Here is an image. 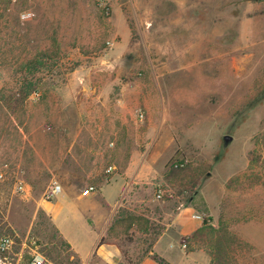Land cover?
Instances as JSON below:
<instances>
[{
	"label": "rangeland",
	"instance_id": "rangeland-1",
	"mask_svg": "<svg viewBox=\"0 0 264 264\" xmlns=\"http://www.w3.org/2000/svg\"><path fill=\"white\" fill-rule=\"evenodd\" d=\"M24 11L33 15L22 22ZM113 17L126 20L131 29L118 63L119 77L130 85H146L153 94L163 92L166 125L178 143L165 163L163 180L139 190L150 204L138 203L122 213L130 214L134 230H125L124 224L112 227L111 240L120 245L124 258L119 264H137L161 233L163 213L187 207L193 198L206 212L202 219L211 217L233 243L221 258L207 239L190 249L205 252L209 264H264V146H259V160L249 166L251 153L264 138V0H0V172L6 176L0 181V238L15 240L8 252L0 253V264H27L22 243L30 236L53 264H80L41 209L53 181L37 175L18 129L44 121L46 126H68L65 116L76 109L47 93L58 86H47L44 95L41 85H62L74 71L80 76L82 69L100 62L113 46L108 34ZM84 18L90 31H100L96 37H80L73 20ZM9 82L18 86L6 97ZM225 136L231 138L227 143ZM21 159L26 166L18 165ZM182 160L185 165L174 169ZM67 172L68 166L62 173ZM23 179L31 189L27 197L15 191V183ZM58 183L63 192L51 201L65 208L68 235L91 240L94 233L82 214L74 206L78 216L68 218L66 210L68 186L83 185ZM159 187L171 190L172 196L157 200ZM176 235L170 234L172 242Z\"/></svg>",
	"mask_w": 264,
	"mask_h": 264
},
{
	"label": "crops",
	"instance_id": "crops-1",
	"mask_svg": "<svg viewBox=\"0 0 264 264\" xmlns=\"http://www.w3.org/2000/svg\"><path fill=\"white\" fill-rule=\"evenodd\" d=\"M108 21L111 23L108 34L113 46L102 54L100 62L82 69L80 76L78 71H74L62 85H56L54 81L41 85V94L44 95L47 86H58L47 88V93L68 100V105L72 104L76 109L73 113L68 111V116H65L68 126H46L44 121L38 127L18 129V136L25 144L24 151H29L33 160L31 165L40 173L37 175H46L57 183L59 180L83 185L82 189H70L68 186V191H65L69 202L66 210L68 218L76 217L74 206L77 208L94 233L91 240L83 241L68 235L63 224L65 208L58 202L41 204L58 237L80 264H119L124 260L120 245L111 240L112 227L124 224L125 230H134L130 214L124 216L122 213L138 203L150 204L149 198L139 190L145 184H153L156 179L163 178L165 163L178 149L172 128L170 124L166 125L167 99L163 92L153 94L150 89L146 91V85L134 81L130 85L119 77L118 63L130 42L131 29L126 20L118 17ZM73 23L75 28L80 26V37L87 33L96 37V33H100L98 29L90 31L85 18L73 20ZM15 86H18L17 82L6 85L3 92L6 97L12 94L11 89ZM139 109L146 113L144 122L136 116ZM10 115L7 112V117ZM55 117L50 115L49 119ZM18 165L27 164L21 159ZM110 165L116 169L106 176L103 171ZM67 166L68 172L62 173ZM91 185L96 187V191L83 196L82 191ZM194 200L187 207L163 213L166 223L160 235L137 264H186L189 261L209 264L210 258L205 252H187L182 244L184 238L192 236L202 226L203 219L196 216L206 215ZM184 210L191 212V217ZM173 232L177 234L175 242L170 238ZM125 242L129 243V239Z\"/></svg>",
	"mask_w": 264,
	"mask_h": 264
},
{
	"label": "built area",
	"instance_id": "built-area-1",
	"mask_svg": "<svg viewBox=\"0 0 264 264\" xmlns=\"http://www.w3.org/2000/svg\"><path fill=\"white\" fill-rule=\"evenodd\" d=\"M17 1V0H14ZM32 13L30 11H24L20 14V19L22 22L28 21L32 17ZM109 45H111V42H108ZM40 94L39 92L34 93V97H39ZM137 118L140 122H144L146 119V115L142 110H139L137 112ZM113 144H111L112 146ZM186 161H177L173 164L174 169H179L182 168L185 165ZM115 166L110 165L104 170V174L111 175L115 171ZM6 176L2 172H0V181L5 180ZM30 187L23 181H18L15 183V191L19 195L23 197H27L30 192ZM96 191L95 186H88L85 190L82 191L83 196H88L91 193ZM63 192V187L61 184L57 182H53L46 190L44 193V200L45 201H51L52 199L56 198L59 194ZM172 191L159 187L157 192H156V199L157 200H162L164 199L165 196L169 195L172 196ZM197 219H201V216H196ZM15 244V240L13 237L5 235L0 238V253H6L8 252L13 245ZM23 249L26 251L28 255V263L27 264H51L50 261L40 252V244L38 242V239L35 238L34 236H30L26 238L25 241L22 243ZM185 248V246H183Z\"/></svg>",
	"mask_w": 264,
	"mask_h": 264
},
{
	"label": "trees",
	"instance_id": "trees-1",
	"mask_svg": "<svg viewBox=\"0 0 264 264\" xmlns=\"http://www.w3.org/2000/svg\"><path fill=\"white\" fill-rule=\"evenodd\" d=\"M259 146L260 147L264 146V138H262L261 141L257 142L256 149L253 150V152L251 153V160H250V164H249L250 169L253 168L255 163L260 158L261 152H260ZM240 178H241V176L237 177L236 179L239 180ZM221 231H222L221 226H219V228H215V226L211 223V217H206L203 219L202 226L192 236L184 238L182 240V244L187 249V252H192L194 250L190 249L191 244H195L197 242H201L202 240L207 239L210 242L209 245L212 248H214L213 250H215L218 253L219 258H221V256L225 255L227 249L233 243V237L231 235H226L225 233L223 234ZM220 233L222 235H219ZM159 235L160 234H158L157 237ZM209 251H210V254L213 255L212 250L209 249ZM154 258L158 262H161V260L157 256H154ZM212 261H213V258H212Z\"/></svg>",
	"mask_w": 264,
	"mask_h": 264
},
{
	"label": "water",
	"instance_id": "water-1",
	"mask_svg": "<svg viewBox=\"0 0 264 264\" xmlns=\"http://www.w3.org/2000/svg\"><path fill=\"white\" fill-rule=\"evenodd\" d=\"M230 139H231L230 136H225V137H224V141H225V143H227Z\"/></svg>",
	"mask_w": 264,
	"mask_h": 264
}]
</instances>
